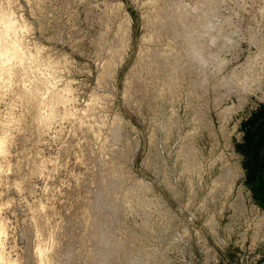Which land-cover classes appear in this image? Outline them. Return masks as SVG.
Segmentation results:
<instances>
[{
  "label": "rangeland",
  "instance_id": "obj_1",
  "mask_svg": "<svg viewBox=\"0 0 264 264\" xmlns=\"http://www.w3.org/2000/svg\"><path fill=\"white\" fill-rule=\"evenodd\" d=\"M2 35L0 264H264V0H0Z\"/></svg>",
  "mask_w": 264,
  "mask_h": 264
},
{
  "label": "bare ground",
  "instance_id": "obj_2",
  "mask_svg": "<svg viewBox=\"0 0 264 264\" xmlns=\"http://www.w3.org/2000/svg\"><path fill=\"white\" fill-rule=\"evenodd\" d=\"M3 18V17H2ZM6 18V17H5ZM10 19V18H9ZM13 26V25H12ZM1 38H5V35H2V36H0V39ZM14 44H16V43H14ZM17 45V44H16ZM19 46V45H18ZM17 46V47H18ZM14 47V46H13ZM16 48V47H15ZM12 49H14V48H12ZM16 51V50H15ZM18 51V50H17ZM4 48H0V56H2V55H4ZM17 53V52H16ZM14 55H15V53H14ZM4 60H6V59H4ZM0 61H1V59H0ZM1 63V62H0ZM3 64V63H2ZM5 139L4 138H2V137H0V156L5 152ZM6 158V157H5ZM1 175V174H0ZM3 228H2V225H1V227H0V262L2 263L3 261H5V257H4V255H5V253H4V248L2 249V242H1V235H2V233H3V230H2ZM41 252V251H40ZM40 254V253H39Z\"/></svg>",
  "mask_w": 264,
  "mask_h": 264
}]
</instances>
